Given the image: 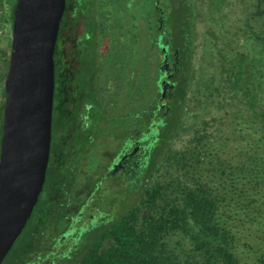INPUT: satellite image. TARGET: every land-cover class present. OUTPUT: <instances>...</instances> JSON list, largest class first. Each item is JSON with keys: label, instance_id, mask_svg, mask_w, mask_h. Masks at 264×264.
<instances>
[{"label": "trees", "instance_id": "16d2710c", "mask_svg": "<svg viewBox=\"0 0 264 264\" xmlns=\"http://www.w3.org/2000/svg\"><path fill=\"white\" fill-rule=\"evenodd\" d=\"M12 1L14 15L17 0ZM230 1L209 0L197 59L194 23L182 24L181 31L171 24L180 55L166 113L157 105L163 76L156 35L151 34L149 57L137 47L132 54L134 40H113L122 51L113 56L112 67L104 68L102 133L147 130L144 136L151 138L133 175L119 174L112 188L103 184L101 209L92 219L89 211L84 213L90 223L82 239L58 264H264V0H243L238 17L226 10ZM65 25L63 17L55 51V136L47 173L50 181L56 179L50 189L45 187L40 206L49 202L47 214L63 213L69 219L66 215L97 204L95 190L101 185L87 173L85 186L77 184L75 193L67 189L72 184L65 147L72 137L77 143L79 132L65 133L72 102L66 100ZM70 43L77 49L78 37ZM110 59L103 57L104 65ZM123 78L125 104L120 99ZM109 80H116V89ZM157 115L158 121H152ZM72 125L78 129L80 124ZM50 216L40 217L38 225ZM41 240L36 236L23 245L22 262Z\"/></svg>", "mask_w": 264, "mask_h": 264}, {"label": "flooded vegetation", "instance_id": "af4514ba", "mask_svg": "<svg viewBox=\"0 0 264 264\" xmlns=\"http://www.w3.org/2000/svg\"><path fill=\"white\" fill-rule=\"evenodd\" d=\"M197 1L198 0H66V8L64 19L66 21L65 33L67 34V54L68 65L66 68V79L68 90L66 92V100L71 101L68 105L65 133L68 131L76 135L79 132L77 143L72 137L66 144L65 157L68 159L70 167L68 168L71 177L68 179L72 184L70 186L71 193H75L77 184L80 187L85 186L88 181L87 173L91 179L98 178L100 187L95 190V196L98 199L97 204L89 203L86 208L79 212H72L71 215H66L69 219L64 218V214L52 215L49 213V202L41 204V195L46 191L50 182L55 181V177L49 180L46 173V179L43 189L40 193L38 202L20 235L14 242L8 254L5 256L1 264H41L42 260L46 264H58L65 256L71 245H75L82 239L86 222L89 219L84 218V213L89 215L91 219L97 215L96 210H100L102 202L101 195L104 191L103 184L112 188L114 179L119 174L128 173L133 175L136 163L140 156L145 152L147 140L144 134L147 130L140 131L137 135L131 132L130 135H124L120 132H109L105 135L102 133V94L103 82L106 78V69L112 67L114 53L117 52V44L113 40H134L133 50L138 48V53L149 57V46L151 34L156 35L159 41L158 49L160 50V74L163 76L160 80L161 97L157 102L160 110L167 112L168 90L174 87L173 76L178 70L180 47L174 45L172 41V33L174 28L168 32L169 24L177 23L181 31V25L193 23L194 18H203V12L197 16ZM134 3L135 7L138 3H142L144 8H148L147 16H141L139 8L134 9L138 14L135 18L129 12L128 4ZM209 0H207L208 6ZM171 4V11H167V5ZM193 4V8L191 7ZM132 6V5H131ZM193 10V12H192ZM124 14V21H121L119 27V14ZM145 13V11L143 12ZM151 14V15H150ZM195 15V16H194ZM194 16V18H193ZM154 20V30L151 31V22ZM142 22V23H141ZM178 29V31H179ZM174 31V32H173ZM78 37L79 45L75 49L71 45V38ZM104 40V41H103ZM136 43V46L134 45ZM142 49H141V45ZM129 51V50H128ZM74 52L79 57L74 58ZM131 56V53L126 55ZM103 57H111L107 64L103 63ZM166 57V59H164ZM127 58L126 63L129 62ZM110 64V66H108ZM128 64L126 71H128ZM104 71V72H103ZM104 73V74H103ZM124 77V76H123ZM121 83L122 103H126V89ZM113 87L117 88V82L108 81ZM116 86V87H115ZM83 93L73 96L78 90ZM55 91L53 104V118L55 107ZM78 100V102H77ZM130 98L127 99V103ZM99 102V104H98ZM133 109H130L132 113ZM78 112V113H77ZM129 112V110H128ZM78 114L74 115V114ZM160 118H152L153 121H158ZM80 124L78 129H74L73 122ZM132 125L133 120H130ZM55 134L53 133L52 120V142ZM70 136V135H69ZM52 146V143H51ZM105 148V149H104ZM51 157V150H50ZM51 158H49L50 162ZM49 165V163H48ZM88 165L90 168L85 167ZM104 177V179H101ZM48 179V183H47ZM45 190V191H44ZM85 188V192H86ZM90 191V190H89ZM49 194V193H48ZM52 193H50L51 195ZM49 195V196H50ZM40 206V209L38 208ZM38 208V215H35ZM47 208V209H45ZM54 214V212H53ZM50 216L46 219L45 224L38 225L40 217ZM82 216L83 219H80ZM77 217V218H75ZM33 219V220H32ZM32 220V221H31ZM25 231V233L23 232ZM41 238V246L38 250L33 251V256L22 262L21 251L23 245H29L34 238Z\"/></svg>", "mask_w": 264, "mask_h": 264}, {"label": "water", "instance_id": "95a60500", "mask_svg": "<svg viewBox=\"0 0 264 264\" xmlns=\"http://www.w3.org/2000/svg\"><path fill=\"white\" fill-rule=\"evenodd\" d=\"M65 8L66 0L16 2L0 143V264L26 226L46 179L55 51Z\"/></svg>", "mask_w": 264, "mask_h": 264}, {"label": "rangeland", "instance_id": "374dc122", "mask_svg": "<svg viewBox=\"0 0 264 264\" xmlns=\"http://www.w3.org/2000/svg\"><path fill=\"white\" fill-rule=\"evenodd\" d=\"M240 1H241V3L235 2L233 0L230 1L228 9H226V10L232 11V13L234 12V14H235V15H233L234 17H238L240 12H244V2H243V0H240ZM12 3H13L12 0H0V101L2 100V97H3L2 92L4 89L5 77H6V74L8 72V69H9V59H10V52H11V47H12V29H13V21H14V15H13V12L11 9ZM196 6H197L196 8H197L199 14L201 12H203V13L206 12L207 0H198ZM128 7H129L130 14L133 15L135 18H138L139 15L136 14V12H134V9L136 10L139 8V13L141 16H143V14H144V16H147V14H148L147 11H149L148 8H146V7L144 8L142 3H138L135 7L134 3L131 2L130 4H128ZM191 7H192V9H194L193 4H191ZM171 9H172L171 4H168L167 5V11H171ZM246 10H247V8H246ZM144 11H145V13H143ZM192 12H193V10H192ZM14 14H15V12H14ZM122 14H124V13L122 12ZM122 14L120 11L119 21L120 20L124 21V15H122ZM194 16H193V18H194ZM241 17L244 18V15L242 14ZM193 23H194L193 24V29H194L193 32H194V35L196 36L195 48L197 49V51H196L197 52L196 59H197L198 55L200 54V47L198 46L199 35H200L201 29H202L203 25L205 24V22H203V18L202 19L201 18H194ZM152 25H153V23L151 22V31H153L154 30L153 27H155L154 25L152 27ZM171 26L172 25L169 24L168 29H167L168 32L171 30ZM142 46H143V44L141 45V49H142ZM256 47L259 48L260 45L257 44ZM3 51L5 52V54L4 53L1 54V52H3ZM121 51H122V49L118 48L117 52H115L114 54L115 55L119 54V53H121ZM141 56H142V53H141ZM138 62L140 64V59L138 60ZM102 64H104V63H102ZM108 66H110V64ZM104 71H105V69H104ZM103 81L104 80H102V82ZM2 123H3V121L0 119V130L2 127ZM0 138H1V134H0ZM85 167L90 168L88 165H86ZM41 200H42V196H41ZM38 208L40 209V206ZM38 208H37L35 215L33 216V219H34V217H36L38 215ZM23 232L25 233V231H23Z\"/></svg>", "mask_w": 264, "mask_h": 264}]
</instances>
